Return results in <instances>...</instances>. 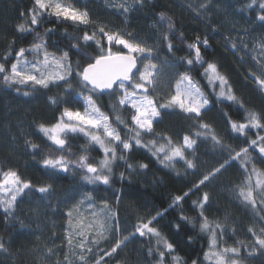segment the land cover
I'll return each instance as SVG.
<instances>
[{
    "label": "snow or ice",
    "instance_id": "1",
    "mask_svg": "<svg viewBox=\"0 0 264 264\" xmlns=\"http://www.w3.org/2000/svg\"><path fill=\"white\" fill-rule=\"evenodd\" d=\"M145 3L146 0H119L112 6L122 14H127L137 7H143ZM211 3L212 0H204L199 8L207 10ZM236 10L255 12L256 21L264 26V0H247ZM196 14L200 15V12L197 10ZM46 18H55L61 23L71 22L78 27L83 26L84 29L91 26V31L85 30L82 36L74 38L76 42L71 45V50L84 55L81 41L84 46H90L91 42L95 45L97 54L87 56V63L84 65L79 61L74 65L70 50L49 51L45 36L54 30L47 29L43 35L37 30L41 21ZM20 20L16 31L32 35L33 39L26 47L19 48L15 47V38L9 42L4 55L0 57V85L8 89L14 88L18 93L22 87L26 88L28 90L23 92L24 96L39 89L63 87L68 97L66 100L56 96L48 97L50 105H66L54 118V123L34 122L38 133L50 142L48 151L43 152L40 160V165L49 179L60 173H81V179L89 185L110 187L116 161H125L129 170L133 168L132 164L127 163L125 153L131 152L134 147L148 148L165 167H175L177 160H180L187 169H195L197 165L188 155L195 156L198 139L211 140L214 147L228 152L227 159L204 174L182 196H176L174 203H179L199 191L201 186L238 161L242 176L240 182L234 186V196L241 205L253 210L259 227L250 225L247 228L252 237L251 243L237 241L235 246H229L225 236L229 232L235 235L236 228L228 225L227 218L223 223L209 220L205 209L211 197L209 192H203L198 200L193 201V205L199 209V230L208 235L209 245L208 250L203 253V260L197 258L191 264H245V258L241 255L242 248L247 251L248 256L264 255V168L257 166L264 165V135L257 133L255 139L247 137V132L251 129H264V112L246 108L217 63L204 59L201 48L209 47L206 36L202 39L197 35L194 41L187 43V56L175 57V47L171 39L175 36V24L171 17L161 12L159 20L167 23V30L161 32L156 44L163 42L172 54L174 58L169 62L160 60L157 46H150L146 40H137L130 32L113 31L104 23L93 21L88 9L76 6L74 0H33L27 13L21 12ZM244 31L247 32V29ZM238 38L240 46L238 47L235 39H230L231 47L237 52L254 53L250 58L256 64L259 74L250 71L249 76L264 94V35L253 41L250 50L243 36ZM180 39L184 42L183 33L180 34ZM116 46L120 47L114 51ZM179 66L186 67L180 70ZM193 66L203 68L202 76L215 94L217 103L227 101L237 105L238 110H243V121L233 120L227 112L224 116L231 131L246 138V147L236 151L224 145L215 130L203 122V114L210 110L211 102L203 87L193 78ZM73 81H76L80 91L76 92ZM74 92L83 102L82 111L67 106L72 104ZM104 94L114 96L113 110L127 109L130 119L117 114L113 122L94 98ZM168 110H178L193 121L192 127L196 130L184 134L181 143H175L171 136L156 133L155 124L161 122L162 113ZM120 125H123L124 134ZM70 134H82L89 145H98L103 153L102 158L95 162L90 161L86 149L82 154L74 156L68 146ZM145 136L151 137L147 143ZM25 145L34 159L38 153H42L41 146L31 140L26 139ZM250 149L256 152L255 156ZM139 167L147 168L148 165L142 163ZM124 178V173H120V179ZM52 191L51 184L37 186L15 168L0 167V209L5 219L15 218L18 202L31 193H40L41 198L47 200ZM116 200H120L118 195ZM160 215L162 214L158 212L156 216L140 220L131 233L122 235L110 248L105 249L101 245L111 239L114 233H120L118 214L106 199L101 200L97 209L92 193H86L66 212L65 240L68 252L64 254L65 264H73L71 257H75L78 264H109L106 257L113 258L118 250L137 236L148 241L155 239V244L147 249L148 256L153 258L152 264H187L182 257L175 254L174 245L152 226L153 221ZM182 219L189 220L194 227L197 224L195 219ZM0 251H8L3 240H0ZM47 253L53 255V249H47ZM92 256L95 259L90 261ZM57 264H60L59 260ZM117 264L120 262L117 261Z\"/></svg>",
    "mask_w": 264,
    "mask_h": 264
},
{
    "label": "trees",
    "instance_id": "2",
    "mask_svg": "<svg viewBox=\"0 0 264 264\" xmlns=\"http://www.w3.org/2000/svg\"><path fill=\"white\" fill-rule=\"evenodd\" d=\"M32 2L33 0H0V57L4 55L13 38L16 40V48L26 47L33 39L32 35L16 31V25L21 22V12L27 13ZM116 2L119 0H74L76 6L88 9L93 21L102 22L113 31L130 32L135 39L146 40L150 46H157L160 60L171 62L174 58L163 42L156 44L161 32L167 30V23L159 20L161 12L171 17L175 24V36L171 37L175 57L187 56V43L194 41L197 35L202 39L206 36L209 47L201 48L204 59L217 63L219 70L228 77L235 94L244 101L246 108L264 112V94L249 76L250 71L259 74L256 64L250 58L254 53L237 52L229 42L230 39H235L239 47L238 37L243 36L250 50L253 41L264 35V26L256 21L255 12L236 10L247 0H212L207 10L199 8L204 0H146L143 7H137L127 14H122L112 6ZM197 10L200 15L196 14ZM47 29L54 30L45 36L49 51L70 50L74 65L77 61L84 65L87 63V56L97 54V49L91 42L90 46H84L81 41L84 55L71 50V45L76 42L74 38L82 36L85 30L91 31V26L84 29L83 26L78 27L71 22L61 23L55 18H46L41 21L37 30L43 35ZM181 33L184 42H181ZM119 47L116 46L113 50ZM179 67L183 70L186 66ZM193 69V78L200 83L211 102L210 110L203 114V122L215 130L224 145L236 151L246 147V138L233 133L224 116L227 112L233 120L243 121V110H238L237 105L227 101L217 103L215 94L202 76L203 68L193 66ZM73 86L76 92L80 91L76 81H73ZM26 90L28 89L22 87L18 93L14 88L8 89L0 85V167L15 168L34 185L51 184L53 191L47 200L41 198L42 194L33 192L19 201L15 218L5 219L0 209V240L5 242L8 249L7 252L0 251V264H57L58 260L60 264H65L64 254L68 252L65 240L66 212L88 192L92 193L96 205L106 199L118 214L120 233H114L111 239L101 245L105 249L110 248L122 235L131 233L140 220H147L159 212L162 215L153 221L152 226L174 245L175 254L182 257L187 264L197 258L203 260L209 239L207 234L199 230V209L193 205V201L198 200L203 192H209L211 197L205 209L209 220H219L223 223L227 218L228 225L236 228L235 235L229 232L225 236L227 244L235 246L237 241L251 243L252 237L247 228L250 225L258 228L259 224L253 210L241 205L234 196V186L240 182L242 176L238 161L201 186L199 191L179 203H174L176 196H182L204 174L227 159L228 152L214 147L211 140L198 139L195 156L188 155L189 159H194L197 165L195 169H187L180 160H177L175 167H165L148 148L134 147L131 152L125 153L127 163L132 164L133 168L129 170L125 161H116L110 187L89 185L81 179V173H60L49 179L40 165V160L43 152L48 151L50 142L38 133L35 123H54V118L66 106L63 103L50 105L49 96L65 100L68 97L63 87L39 89L29 96H24L23 92ZM94 98L113 122L117 114L130 119L127 109L113 110L114 96L104 94ZM67 106L83 110V102L75 96V92L72 104ZM192 125L193 121L183 113L168 110L162 113V120L155 124V129L157 134L171 136L175 143H181L184 134L196 130ZM120 128L124 134L123 125H120ZM257 133L264 135V129H251L247 132V137L255 139ZM26 139L41 146L42 153H38L35 159L25 145ZM149 139L151 137L145 136V143ZM68 146L74 156L82 154L86 149V154L92 162L100 160L103 156L99 146L89 145L82 134H70ZM250 152L253 156L256 155L252 149ZM142 163L148 167L140 168ZM257 166L264 168V165ZM122 172L125 176L123 180L120 179ZM117 195L120 197L119 202L116 200ZM182 217L195 219L196 226ZM154 244L155 239L148 241L137 236L118 250L113 258L106 257V260L109 264H117V261L120 264H152L153 258L148 256L147 249ZM49 248L53 249V255H48ZM241 255L245 258V264H264V255L248 256L243 248ZM71 258L73 264H78L75 257ZM89 259L92 261L95 256Z\"/></svg>",
    "mask_w": 264,
    "mask_h": 264
},
{
    "label": "rangeland",
    "instance_id": "3",
    "mask_svg": "<svg viewBox=\"0 0 264 264\" xmlns=\"http://www.w3.org/2000/svg\"><path fill=\"white\" fill-rule=\"evenodd\" d=\"M126 51V50H125ZM219 89L217 88V91H218ZM97 206V209L99 208V206L100 205H96ZM85 215H87V211L85 212ZM89 219H91V217H89ZM66 227H67V225H66Z\"/></svg>",
    "mask_w": 264,
    "mask_h": 264
}]
</instances>
